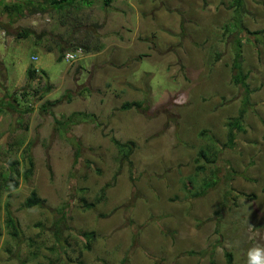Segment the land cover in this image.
I'll list each match as a JSON object with an SVG mask.
<instances>
[{
  "label": "rangeland",
  "instance_id": "374dc122",
  "mask_svg": "<svg viewBox=\"0 0 264 264\" xmlns=\"http://www.w3.org/2000/svg\"><path fill=\"white\" fill-rule=\"evenodd\" d=\"M90 1L0 12V178L19 174L0 191V264H264V0L237 20L233 0ZM28 68L47 77L28 87ZM31 192L43 203L25 208Z\"/></svg>",
  "mask_w": 264,
  "mask_h": 264
},
{
  "label": "trees",
  "instance_id": "16d2710c",
  "mask_svg": "<svg viewBox=\"0 0 264 264\" xmlns=\"http://www.w3.org/2000/svg\"><path fill=\"white\" fill-rule=\"evenodd\" d=\"M113 0H101L102 6L103 7H109L111 5ZM243 0H233V12H234V16L233 19L237 20V17H239L240 12L244 11V7H243ZM91 4L90 0H38V3L36 4L33 0H11L10 3L8 2H4L1 1L0 2V12L3 15H6L7 17L14 19V18H20L23 17L27 14H35V13H40L41 11H44L45 7L44 6H48L51 7L53 9H57V10H61V9H67L70 10L71 8H75L78 6H88ZM236 16V17H235ZM30 31L28 29H23L21 34H18V37H26L28 36V33ZM257 33V32H255ZM77 49L81 50L82 53H88L90 50L88 48V46L85 44V42L79 43L77 45V47H73V51H76ZM81 53V54H82ZM34 55H31V57ZM240 57L239 53H236V63L234 65V71L237 70V77H235V82L240 83L242 85V87L246 88V83L244 82V76H242L240 74L239 71V66L237 65V61L238 58ZM63 58L62 55H60L57 58V61L60 62L61 59ZM26 75H27V86L30 87L31 82H33L35 79H38L39 83L42 80H45V78L47 77V75L40 70V74L36 75L35 71L32 68H28L26 70ZM2 84H0L1 86ZM45 89H43V91H46L48 89V86H44ZM40 88H33L31 89V93L34 96H38L40 95ZM26 95H28L26 92H21L20 93V97L22 99H26L27 97H25ZM12 99L14 102L17 101V98L15 97V95L13 94ZM28 99V98H27ZM0 101H2V99H0ZM26 101V100H25ZM0 106H3L2 103ZM131 106H135L137 108L141 107V103L139 102H132V103H125L122 108L123 109H128ZM30 110V108L28 106H25L24 108V112H28ZM2 111V109L0 108V112ZM243 110H241L242 112ZM92 117V115L89 114H85L83 112H74L71 115H69L68 117H66L65 123H73L75 121H78L80 119H86V118H90ZM241 120V116L240 117H236L232 120V123L228 124V140L229 143L233 144V139H234V129H236L239 126V121ZM112 143L114 144V146L116 148H118L125 157H129V155L131 154L132 151V143H125V142H119L118 140L112 139ZM204 151L200 150L198 153V156L201 158L204 157ZM24 160H26V164H27V168L26 171L24 173V177L27 178L32 171V167H33V161L29 155V152L27 151V149L24 150V156H23ZM17 161L11 162L10 163V167L8 168L7 172L4 173L3 175H1L0 178V191L2 192H8L10 190H13L17 187L18 184V172H17ZM196 169L198 170H203L204 169V165L200 164L199 161H197V166ZM187 180L189 182H191L190 177H187ZM210 181L206 180L204 182L205 187L206 186H210L211 183H209ZM103 192L100 194V196L96 199L95 202H98L101 198H102ZM42 200H40L39 198H37L35 192H31L29 197L24 201L23 206L25 208H30L33 205H42ZM92 205H94V203L91 204H85L86 208H90L92 207ZM5 226L7 227V229L10 230V233L12 236H15L18 232V224L17 221L14 219V217L12 216L11 212L9 211L8 208H6L5 210ZM88 236L92 235L91 233L87 234Z\"/></svg>",
  "mask_w": 264,
  "mask_h": 264
},
{
  "label": "built area",
  "instance_id": "2783aa9c",
  "mask_svg": "<svg viewBox=\"0 0 264 264\" xmlns=\"http://www.w3.org/2000/svg\"><path fill=\"white\" fill-rule=\"evenodd\" d=\"M81 50H79V49H77L76 51H74V52H66L65 54H64V56H63V60L64 61H66V62H72V61H74V60H76L77 59V57H79L80 55H81ZM30 59L32 60V61H35L36 59H37V57L36 56H32V57H30ZM35 72H38V70L36 69V70H34Z\"/></svg>",
  "mask_w": 264,
  "mask_h": 264
}]
</instances>
